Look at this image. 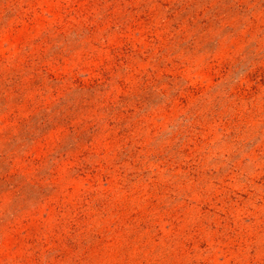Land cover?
I'll return each mask as SVG.
<instances>
[{
  "label": "rangeland",
  "instance_id": "1",
  "mask_svg": "<svg viewBox=\"0 0 264 264\" xmlns=\"http://www.w3.org/2000/svg\"><path fill=\"white\" fill-rule=\"evenodd\" d=\"M0 264H264V0H0Z\"/></svg>",
  "mask_w": 264,
  "mask_h": 264
}]
</instances>
